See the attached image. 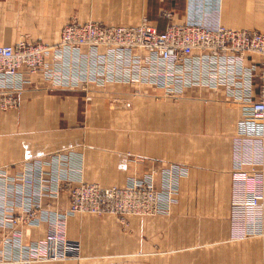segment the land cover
<instances>
[{
  "label": "crops",
  "instance_id": "crops-1",
  "mask_svg": "<svg viewBox=\"0 0 264 264\" xmlns=\"http://www.w3.org/2000/svg\"><path fill=\"white\" fill-rule=\"evenodd\" d=\"M153 1L0 0V46H13L21 40L56 45L70 22L127 28L147 23L158 32H164L171 22L264 32V0H186L181 13L180 5L157 9ZM262 64L258 56L248 59V65L258 69ZM260 94L256 78L254 100ZM114 100L120 102L117 107ZM30 167L33 178L41 173L48 181L58 172L75 182L105 188L124 186L154 170L158 172L155 185L161 188L166 185L163 176L169 171L179 175V170L186 174L179 180V198L189 193L191 201H198L196 206H203L202 216L196 217L193 208L190 220L135 218L129 220L125 232L117 220H68V237L80 244L82 260L57 264H215L214 249L203 250L198 241L235 244L240 237H264V224L233 230L229 220L234 170H256V180L248 187L264 188V120H252L248 106L231 99L223 88H186L172 97L149 85L69 89L46 83L41 74L33 76L19 108L0 110L2 177L25 176ZM41 186L53 189L48 182ZM27 192L34 196L32 189ZM48 198L45 202L54 205L55 200ZM8 202L22 213L19 198ZM60 204L67 207L68 198L62 196ZM8 207L2 206L0 220L2 259L19 257L4 240L20 238L29 246L41 242L50 228L49 221L41 220L16 228L8 217ZM180 222L187 233L175 232L181 231ZM173 233L175 238H168ZM178 234L181 242H190L182 246ZM168 240L175 243L173 248L167 247ZM218 252L223 254V250ZM263 254L258 248L231 251L223 264H262Z\"/></svg>",
  "mask_w": 264,
  "mask_h": 264
},
{
  "label": "built area",
  "instance_id": "built-area-1",
  "mask_svg": "<svg viewBox=\"0 0 264 264\" xmlns=\"http://www.w3.org/2000/svg\"><path fill=\"white\" fill-rule=\"evenodd\" d=\"M250 56L263 60L260 69L248 65ZM39 74L46 83L69 89L140 84L176 96L186 88H223L231 99L248 106L252 120H264V32L257 30L221 25L203 28L171 22L164 32H158L147 23L127 28L100 22H70L62 29L56 45L21 40L13 46H0V110L18 109L26 86ZM256 78L261 92L259 100H254L253 95ZM255 172L254 169L233 172L232 228L245 229L249 221L264 222V188L248 187ZM31 173L30 167L21 178L22 188L4 187L3 200H8L12 192H22L25 198L30 194L27 190L37 191L43 174H39L38 182ZM62 177L57 179L59 183ZM147 181L135 180L125 188L108 189L66 184L70 214H110L119 218L156 215L166 207L167 196H172L177 187L172 184L160 191L153 180ZM18 221L21 220H14ZM7 244L21 247L20 243L8 240ZM42 249L43 255L37 254L35 260L12 263L0 260V264L61 262L74 258L77 251L75 243L63 233L51 231Z\"/></svg>",
  "mask_w": 264,
  "mask_h": 264
},
{
  "label": "rangeland",
  "instance_id": "rangeland-1",
  "mask_svg": "<svg viewBox=\"0 0 264 264\" xmlns=\"http://www.w3.org/2000/svg\"><path fill=\"white\" fill-rule=\"evenodd\" d=\"M185 3L186 0H165L163 2H158L157 0L153 1V4L155 5V7L157 9L162 8V7H170V5H180V13L184 11V7H185ZM150 19V18H149ZM155 19H159V18H155ZM115 104L114 106L117 107L119 104V100H114L113 101ZM123 104H126V102H123ZM14 111V110H13ZM4 112V111H2ZM234 172V171H233ZM233 172L231 173V180H232V185H233ZM178 174L176 173V171H169L168 174L165 176H163L164 181H165V186H162L161 188H157L155 185V178L158 175L157 171H152V173L149 176H146L144 178L141 179H135L138 181H146V180H153L154 186L157 190L163 191L164 189H167L169 186H171L172 184L176 185V187L178 188L179 185V180L180 178H183L184 175H186L184 172L178 170ZM59 176H63L61 178L62 183L58 182V178ZM23 177V174L21 175H17L14 177H7L9 179H3L2 178V168L0 169V220H2V206L4 205H10L11 207H8L7 211H8V217L12 220L13 224L15 225L16 228H18L20 225L22 224H34L35 222L39 223V221L36 220H41V221H49L50 223V228L47 230L45 238L41 241V242H36L33 243L29 246H25L23 245V242L20 240H14L15 243L17 244H21L18 247L16 246H12L14 247L15 251H17V253L19 254L18 258H11L10 256H7L6 259H2V257L0 258V260H4V261H9V262H19V261H23V260H35L37 259L36 255L37 254H41L43 255V243L46 240V237L48 235V233L54 232V233H58L61 234L63 233V235L66 237V239L72 243H75L76 245V254L74 256V258L70 259V260H65V261H61V262H45V264H57V263H65V262H74L73 260H82L80 253H79V247L80 244L77 241H73L70 240V238L68 237V225L66 224L68 220H117L118 225L120 227V229L122 231H127V229H129L128 227L130 226L129 224V220H135V218H146L148 220H190L189 218L192 217V212H193V208L195 210V214L196 217H201L202 216V207L196 206V202L198 201H191V196L189 193L187 194H183V198H182V194H180V198H179V193L176 191L172 194V196L168 195L167 196V204L165 208H161V211L153 216H141V215H127L123 218H119L118 216H114V215H110V214H102V215H98V214H92V213H83V214H77V215H73L70 214V195L67 192L68 189L65 188L66 184H70L72 187L77 186L79 184H85V185H98L100 187H102L100 184L97 183H86L84 181H78L75 182L74 180H72V178L68 177L67 175H62L59 174L58 172H53V174L51 175V178L49 176V180H44V177L42 176V182L40 184H42L43 182H48L51 185H53V189L48 190L43 188L42 186L40 187V184L37 183L36 187H37V191H35L33 193L34 196H32V194H27V197L25 196V198L22 195V192H12V194L9 196L8 200H3L2 197V190L4 189V187L6 186H13V187H17V188H22L23 186V182L21 180V178ZM30 177V176H29ZM32 177V176H31ZM30 177V178H31ZM40 176H37L34 179H37L38 182L39 181ZM166 178V179H165ZM2 180L5 181V183L2 184ZM56 180V182H55ZM135 180H131V182L135 181ZM147 181V182H148ZM167 181V182H166ZM15 184V186H14ZM59 184H61L60 186V190H59ZM3 185V186H2ZM128 184H125L124 186H114L116 188H125L127 187ZM114 187H107L108 188H114ZM105 188V187H103ZM233 189V188H232ZM62 196H66L68 198V205L65 208H61V204H60V199ZM198 197H201L202 194H197ZM15 197L19 198L20 200V205L18 206L20 210H22V213H17L16 211V207H14V205L11 202H8L10 200V198L14 199ZM47 197H49L52 200H55V204H50V203H46L45 201L47 200ZM48 198V199H49ZM51 200V201H52ZM232 203H233V194L231 192V196H230V210H229V220H232L231 217V211H232ZM192 204H194L195 206H192ZM197 207V208H195ZM197 211L199 212V215L197 216ZM14 220H21L20 222L18 221L17 223L14 222ZM260 225V224H264V222L262 223H254L253 221H249L248 225ZM178 228H181V231L176 230V233H187L188 231L186 230V225H182L181 222L177 225ZM174 228H171V230H173ZM245 229H235L233 228V230H246ZM217 231V230H216ZM263 236H264V232H262ZM19 236V234H18ZM173 237L174 233L172 235H168V238ZM178 238H179V244H182V246L186 245L187 243H189V240H182V242L180 241L181 239V234H178ZM243 237L238 238L236 241L234 242H240V243H235V244H227L226 241H222V240H214V241H206V240H200L198 241L201 245L199 246V248H202L203 250L209 248H213L216 255L214 256V260H215V264H223V261H225V254L226 253H231V251L235 254V253H243L246 250L250 249H255L258 248L259 250H263L264 252V237L262 238H256L255 240L252 239H246V240H250V241H246L244 239H242ZM255 238V237H252ZM9 242H11V240H8ZM7 240H4V243L6 245ZM211 242V243H210ZM210 243V245H209ZM174 242L173 241H169L167 242V247H174ZM212 244V245H211ZM8 246H10V244H7ZM11 247V246H10ZM210 249V251H211ZM220 250H223V254L221 252H218ZM226 252V253H224ZM23 254V256H21ZM236 257V256H235ZM263 263L264 264V254H263ZM259 263V262H258ZM38 264H43L42 262L38 263Z\"/></svg>",
  "mask_w": 264,
  "mask_h": 264
},
{
  "label": "bare ground",
  "instance_id": "bare-ground-1",
  "mask_svg": "<svg viewBox=\"0 0 264 264\" xmlns=\"http://www.w3.org/2000/svg\"><path fill=\"white\" fill-rule=\"evenodd\" d=\"M165 95H166V96H172V97H173V95H168V94H166V93H165ZM174 96H175V95H174Z\"/></svg>",
  "mask_w": 264,
  "mask_h": 264
}]
</instances>
